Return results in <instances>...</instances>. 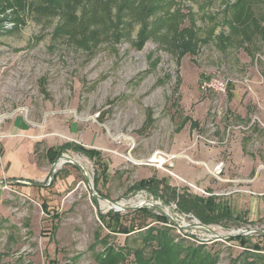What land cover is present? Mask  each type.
<instances>
[{
  "label": "rangeland",
  "instance_id": "obj_1",
  "mask_svg": "<svg viewBox=\"0 0 264 264\" xmlns=\"http://www.w3.org/2000/svg\"><path fill=\"white\" fill-rule=\"evenodd\" d=\"M141 2L0 0V113L24 115L19 110L24 107L31 114L27 118L39 124L32 128L39 136L25 143L29 178L0 188L5 195L0 264H95L90 246L97 234L101 239L108 233L98 212L114 211L109 201L133 198L137 191L131 187L141 179L154 177L178 192L211 197L216 207L226 206L237 192L264 195V189L249 190L251 176L244 179L246 159L264 175V29L243 40L254 24L243 30L236 24L241 11L234 10L238 3L251 8L264 26V0H163L164 8L151 13ZM168 11L174 18L162 23L159 18L170 17ZM190 25L188 36L180 33ZM142 27L149 34L138 47ZM210 78L227 81L226 91H201L200 82ZM63 143L99 151L106 175L99 162L73 150L63 154L76 163L65 159L53 171L46 148ZM6 146L0 142L2 161ZM95 179L103 197L96 205L90 190L91 185L97 193ZM161 189L162 196L144 190L171 216L170 233L188 250L206 246L216 255L215 264L236 258L240 264L241 252L255 244L264 247L257 233L248 234L246 244L230 235L238 228L264 229V220L242 216L210 223L212 233L183 235L180 213L185 212L178 213L172 206L176 200H167ZM149 210L152 216L117 212L126 227H165L156 219L159 210ZM105 239L119 246L126 235ZM131 246L148 250L141 241ZM96 249L102 251V244Z\"/></svg>",
  "mask_w": 264,
  "mask_h": 264
},
{
  "label": "trees",
  "instance_id": "obj_2",
  "mask_svg": "<svg viewBox=\"0 0 264 264\" xmlns=\"http://www.w3.org/2000/svg\"><path fill=\"white\" fill-rule=\"evenodd\" d=\"M163 0H142L141 9H146L147 12L151 13L157 10H160L163 7ZM240 2V0H238ZM148 3V4H145ZM236 4L234 8L236 11H241V17L237 16L236 24H241L242 29L244 27L254 24V32L249 36L245 33L243 40L251 41L256 33H262L261 30L264 29V26H261L259 20L256 19V14L251 8H242L238 7ZM171 16H164L159 18L163 23L169 21L171 23L173 12L168 11ZM167 13V14H169ZM172 17V18H171ZM174 24H171L172 27L177 28V23L172 21ZM252 23V24H251ZM235 25V24H231ZM185 27L180 30L181 34L189 35L191 32L190 27ZM148 28L142 27L138 36V47H141L148 37ZM189 43H184V48L187 47ZM189 47V46H188ZM66 148H72L74 151L85 155L91 160H97L100 158V152L95 149H87L79 144H65L64 146L58 147L56 149H49L48 154L51 161H56V159L61 155V153ZM101 170L100 173L104 171L103 165H99ZM98 179L94 180V186L96 190ZM161 182L154 177L141 179L135 183L131 188L134 190L138 189H147L150 192L157 194L160 191ZM97 191V190H96ZM163 195L167 200L173 199L176 200L177 209L182 212H190L194 214L202 223H218L221 219H229L232 217L230 210L227 206L220 207L217 206L213 201V198L207 197L206 199L198 195H192L186 191L178 192L175 188L170 185H162L161 189ZM98 194H100L97 191ZM160 194V193H159ZM161 195V194H160ZM162 196V195H161ZM92 202L96 205L97 200L94 197H91ZM45 212L46 207H43ZM138 213H144L146 216H152L151 210L147 208L136 209ZM110 214V216H109ZM157 220H163L167 222L168 218L165 215H155ZM98 218L103 226L108 230L107 235L99 239L100 234L95 236V241L91 244L90 249L92 251L93 259H95V264H215L217 261L216 255L211 251H206V246H195L194 251L188 250L189 248L184 247L183 243L180 241H174L175 238L170 233L169 226L159 227L150 224H140V225H131L126 227L123 225L121 220V215L117 211H109L107 213L98 212ZM235 219L239 218L234 217ZM264 220V219H263ZM113 233H122L126 235L125 242L122 245L114 246L109 245L105 237H109ZM130 236V237H129ZM242 244H246L247 237L237 236ZM141 241L142 245H147L148 250L137 249L136 246H131L135 242ZM102 244L103 250L98 251L96 249L97 244ZM108 244V245H107ZM206 247V248H205ZM248 247V244L246 245ZM253 250H244L238 256L241 259L240 264H264V247L259 244L254 245ZM147 251V253H146ZM203 255L201 256L202 252ZM133 258L132 262L128 261V258ZM237 258L233 261L232 264H236Z\"/></svg>",
  "mask_w": 264,
  "mask_h": 264
},
{
  "label": "crops",
  "instance_id": "obj_3",
  "mask_svg": "<svg viewBox=\"0 0 264 264\" xmlns=\"http://www.w3.org/2000/svg\"><path fill=\"white\" fill-rule=\"evenodd\" d=\"M30 116H31V114L29 115V113H28V115L27 114L15 115V116L5 120L1 125V132L4 135V137H3L4 139L3 138L1 139V144H3V142H5L7 145L6 149L7 148L8 149L6 150V152H4L3 161H2V158L0 160V168H1L0 169V182L6 183L9 187V189H10L11 184L18 182V180H17L18 178H29L28 177L29 176L28 175L29 174V168H28L29 167V162H28L29 155L27 154V151L25 150V148H26L25 143H27L28 141H30L32 139L34 140L39 136L37 134V131L35 129H32V128H34L33 126L37 127V126H39V124H37L33 121H30L27 118ZM149 121H152L151 117L149 118ZM193 122L195 123V121H193ZM50 123H52L51 120H50ZM37 129H39V128H37ZM71 130H72V125H71ZM69 132L71 133V131H69ZM65 144H68V143H63V144L56 145V146H49L46 148L45 155H46V159L49 163H51V164L55 163L63 153H66L70 150H73L72 148H66L61 153V155L56 159L55 162L51 161L50 156L48 154L49 149H51V150L56 149L58 147L64 146ZM74 152H76V151H74ZM76 153H78V152H76ZM78 154H81V153H78ZM81 155H83V154H81ZM89 160H91V159H89ZM91 161L99 162L100 166L103 165L104 171L101 172V174L106 175V172L108 170V165H107V163H105L102 160V154L100 155L99 159L91 160ZM3 167L5 169H3ZM97 167H99V166H97ZM100 170H101V168L99 169V171ZM236 170H238V169H236ZM244 172H245L244 179H250V176L252 177V181H249L248 183L246 182L248 187H249V190H251L255 193L263 192L264 175L262 173H260L259 171H257V168L254 169L252 165L250 166L248 159H246V168L244 169ZM2 178H4V180H2ZM236 179L231 180V182H237ZM24 183H26V181L22 182V185L20 186L22 190L25 187H27V186H25L27 183L26 184H24ZM161 185H163V184H161ZM263 196L255 195V194H248V193L242 194V192L241 193L237 192L235 195H232L229 198V201L226 204V206L230 210L231 215H233L234 217L242 216L245 220H247L249 222L250 221L251 222L252 221L253 222L262 221L264 219ZM4 197H5V195L0 193V204L2 203V200ZM43 207H46V210H47L46 212L48 213V206L45 203L41 204L42 211L45 212ZM0 208L2 211L5 209V207L3 205L0 206ZM102 226H103V224H102ZM115 234H118V233H113V235H115ZM248 248H249V245H248ZM250 248H251L250 249L251 251H253V250L257 251L256 249H254V245H252ZM262 252H264V251H262Z\"/></svg>",
  "mask_w": 264,
  "mask_h": 264
},
{
  "label": "built area",
  "instance_id": "obj_4",
  "mask_svg": "<svg viewBox=\"0 0 264 264\" xmlns=\"http://www.w3.org/2000/svg\"><path fill=\"white\" fill-rule=\"evenodd\" d=\"M227 81L221 79V78H210V79H204L200 82L199 87L200 90L203 92L206 91H215L218 93L221 92H225L226 88H227ZM19 110L21 112H24V114H27V109L22 107L19 108ZM14 113H0V142L1 139L4 137L3 133L1 132V125L2 123L9 119L10 117L13 116ZM0 155H1V151H0ZM155 162V161H152ZM222 164H218L215 168H218L219 172L221 171V167ZM1 189H6L9 190V187L6 183H3V185L0 187ZM137 193L135 194V196L133 198H128L124 201H120L117 202V205H112L110 206L114 211H118L120 208H124V207H133V210L136 209H141V208H147L149 209V207H151L152 205H157L160 204V202L155 201L152 199V197H148L146 194V191L144 189H138L136 190ZM235 191V190H233ZM231 191H228L227 193L224 194H228L231 193ZM202 194L205 195H211L210 193H207L204 190H201ZM221 193H218V195H220ZM221 194V195H224ZM174 203V202H173ZM173 208L178 212L179 210L177 209V205L176 203H174ZM162 211V210H161ZM161 211L157 212L159 215H165L168 218L167 223H165V225L175 228L173 225V222H171L170 218L171 216H168V214H164ZM182 214V226H180V228H186L184 230L185 233H183V235H187L186 233H192V231H196V230H203V231H207V232H211L213 230L210 229V226H207L209 224H204L202 223L194 214L188 212V213H180ZM186 220V221H185ZM250 233H257V235L262 236V239L264 240V229L258 228V227H248V228H238V229H233L230 233V235L237 237V236H248V234ZM189 237V235H188Z\"/></svg>",
  "mask_w": 264,
  "mask_h": 264
},
{
  "label": "water",
  "instance_id": "obj_5",
  "mask_svg": "<svg viewBox=\"0 0 264 264\" xmlns=\"http://www.w3.org/2000/svg\"><path fill=\"white\" fill-rule=\"evenodd\" d=\"M60 158H65V159H67L66 161H70V162L76 163V161L73 160V159H71L70 156H68V155L62 154L59 157L58 161L60 160ZM58 161H56L55 163H53V166H54L53 169H52L53 171H55V165L57 164ZM90 190L92 191V197H94L96 199H103V197H101L100 195H98L96 192H93V187L91 185H90ZM109 203L114 204V205H117V201L116 202H110L109 201ZM152 207H154L155 209L161 211V209L158 206H156V205H152ZM124 209H133V207H124Z\"/></svg>",
  "mask_w": 264,
  "mask_h": 264
},
{
  "label": "bare ground",
  "instance_id": "obj_6",
  "mask_svg": "<svg viewBox=\"0 0 264 264\" xmlns=\"http://www.w3.org/2000/svg\"><path fill=\"white\" fill-rule=\"evenodd\" d=\"M123 136V135H122ZM152 161H159L156 156H151ZM74 160V159H73ZM77 160V159H76ZM78 161V160H77ZM65 162V158H61L58 163L55 165V167L59 168L61 165H63ZM105 205V203H104ZM110 206V205H109Z\"/></svg>",
  "mask_w": 264,
  "mask_h": 264
}]
</instances>
